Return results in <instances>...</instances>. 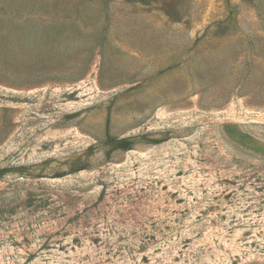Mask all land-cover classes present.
Returning a JSON list of instances; mask_svg holds the SVG:
<instances>
[{
	"label": "rangeland",
	"instance_id": "rangeland-1",
	"mask_svg": "<svg viewBox=\"0 0 264 264\" xmlns=\"http://www.w3.org/2000/svg\"><path fill=\"white\" fill-rule=\"evenodd\" d=\"M0 264H264V0H0Z\"/></svg>",
	"mask_w": 264,
	"mask_h": 264
},
{
	"label": "trees",
	"instance_id": "trees-1",
	"mask_svg": "<svg viewBox=\"0 0 264 264\" xmlns=\"http://www.w3.org/2000/svg\"><path fill=\"white\" fill-rule=\"evenodd\" d=\"M117 147L124 151H129L132 149V143L128 139H121L117 141Z\"/></svg>",
	"mask_w": 264,
	"mask_h": 264
}]
</instances>
